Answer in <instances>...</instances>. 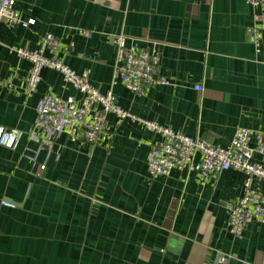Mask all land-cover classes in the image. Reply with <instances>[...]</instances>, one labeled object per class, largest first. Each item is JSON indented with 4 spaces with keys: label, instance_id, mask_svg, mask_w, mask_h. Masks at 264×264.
<instances>
[{
    "label": "crops",
    "instance_id": "1",
    "mask_svg": "<svg viewBox=\"0 0 264 264\" xmlns=\"http://www.w3.org/2000/svg\"><path fill=\"white\" fill-rule=\"evenodd\" d=\"M262 8L246 0H16L20 18L35 23H0V125L26 132L17 149L0 145V264H264V224L239 236L229 228L226 205L242 197L245 173L204 178L174 168L151 177L147 157L159 137L144 122L220 146L238 127L264 131V43L258 50L247 31ZM49 33L68 66L89 70L90 82L132 114L108 113L95 145L80 133L48 145L30 137L41 96L81 95L50 68L36 92L25 90L31 62L15 49H37ZM120 34L127 47L158 50L167 84L136 95L113 83Z\"/></svg>",
    "mask_w": 264,
    "mask_h": 264
},
{
    "label": "built area",
    "instance_id": "2",
    "mask_svg": "<svg viewBox=\"0 0 264 264\" xmlns=\"http://www.w3.org/2000/svg\"><path fill=\"white\" fill-rule=\"evenodd\" d=\"M246 1L253 6L263 7L254 14L253 24L247 30L259 50L264 43V0ZM1 22L29 27L35 23V19L20 18L16 0H0ZM83 34L88 36L90 33L83 31ZM126 40L127 36L123 34L116 36L118 55L113 83L120 80L136 95L145 94L152 84H167L168 79L160 75L158 50L135 45L127 47ZM60 48L59 38L49 33L42 37L37 49H15L19 56L31 62L25 86L28 94L37 91L42 71L46 68L60 72L64 81L81 94L80 97L55 93L41 96L37 100V117L30 129V137L41 145H48L57 134L76 138L80 133L91 145H95L105 132L108 113L113 112L121 117L132 114L116 103L112 91L102 93L90 82L89 70L77 72L68 66L57 55ZM47 51H50L49 55ZM195 88L203 90L200 84ZM144 122L159 137L147 157L151 177L168 176L174 168L194 170L204 178H215L227 169L240 170L246 176L243 195L226 205L230 231L239 236L249 223L264 224V131L238 127L230 144L220 146L201 136L192 137L153 121ZM25 134L21 128L0 125V145L15 150ZM256 156L261 159H256ZM2 203L9 204L6 200ZM225 260L224 255L218 256V262L224 263Z\"/></svg>",
    "mask_w": 264,
    "mask_h": 264
}]
</instances>
